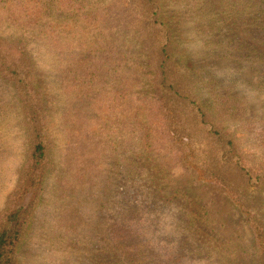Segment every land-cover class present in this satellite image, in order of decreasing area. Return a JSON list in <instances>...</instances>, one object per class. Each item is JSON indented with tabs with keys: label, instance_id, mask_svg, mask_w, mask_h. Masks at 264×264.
<instances>
[{
	"label": "rangeland",
	"instance_id": "1",
	"mask_svg": "<svg viewBox=\"0 0 264 264\" xmlns=\"http://www.w3.org/2000/svg\"><path fill=\"white\" fill-rule=\"evenodd\" d=\"M0 45V214L41 122L47 153L18 193V264H263L164 124L174 105L190 124L191 100L237 164L223 170L234 195L264 200V0H0ZM185 200H216L228 228L207 242Z\"/></svg>",
	"mask_w": 264,
	"mask_h": 264
},
{
	"label": "trees",
	"instance_id": "2",
	"mask_svg": "<svg viewBox=\"0 0 264 264\" xmlns=\"http://www.w3.org/2000/svg\"><path fill=\"white\" fill-rule=\"evenodd\" d=\"M3 50L0 45L1 63L6 61V55ZM1 66L7 74H18L15 66H8L6 64H1ZM22 88L23 95L28 97L29 101L32 97L35 99L33 87H30L27 83ZM169 94L170 97L168 99L176 101V92L172 91ZM181 100L185 101L183 97H181ZM31 105H33V102ZM174 106L169 107L167 124L165 123L164 126L171 142L174 145L179 143L183 146V148L181 147V149L177 150V156L181 160L182 167L186 172H189L190 176L196 171L202 173L203 176L196 172L192 182L201 183L208 189H215L216 192H219L224 197V200H217L222 207L230 205V208L237 210L250 229L252 247L264 264V200L234 195L236 188H233L230 180L224 175L225 172L223 170L226 166H228V169L231 167L237 168V164L230 157H228V161H225L223 151L230 153V150L226 145H223L221 135L216 131L204 127V114L191 100L188 104L193 117L190 124H187L183 117L178 118L175 115L174 111H172L174 110ZM31 130L34 134V142L31 148L32 152L29 154L27 163L24 166L25 175L21 176V180L17 184V191H14L9 196L11 199L7 201V210L0 214V264H18L17 249L24 238L29 208V206L18 204L21 201L19 200L21 198L19 192L25 186L32 187L37 185L38 182L40 183L42 176L38 174L39 172H43L46 165V146L41 134L42 130H44L43 123L41 122L36 126H32ZM200 136L203 138L199 142ZM240 172L242 171L240 170ZM248 182L249 179H245L244 186ZM246 189L247 186L244 188V192H246ZM236 197H238V200H236ZM185 201L193 205H191L193 210L190 212V216L192 217L190 223L195 225L196 231L204 234L206 241L211 240L217 235L215 234L216 232H218L217 236H220L225 231L228 221L219 214L220 211L217 209L218 202L216 200ZM187 225L190 227V224ZM221 230L223 231L221 232ZM118 239L123 241L125 238L118 237ZM230 242L221 237L215 240V244H217L216 248L221 249L224 253L225 246L230 245ZM231 245H233V242Z\"/></svg>",
	"mask_w": 264,
	"mask_h": 264
}]
</instances>
